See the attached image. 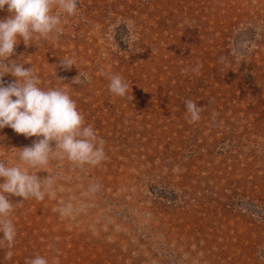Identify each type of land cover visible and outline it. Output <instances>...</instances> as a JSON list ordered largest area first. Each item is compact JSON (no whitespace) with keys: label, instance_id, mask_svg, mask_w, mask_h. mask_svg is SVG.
<instances>
[{"label":"rangeland","instance_id":"374dc122","mask_svg":"<svg viewBox=\"0 0 264 264\" xmlns=\"http://www.w3.org/2000/svg\"><path fill=\"white\" fill-rule=\"evenodd\" d=\"M18 40L8 59L69 94L105 159L29 167L19 148L37 137L0 129V160L51 178L54 193L6 194L16 236L0 264H264V0H78L48 38ZM112 74L126 96L109 91Z\"/></svg>","mask_w":264,"mask_h":264},{"label":"clouds","instance_id":"9594fccd","mask_svg":"<svg viewBox=\"0 0 264 264\" xmlns=\"http://www.w3.org/2000/svg\"><path fill=\"white\" fill-rule=\"evenodd\" d=\"M5 6L9 15L0 18V129L7 126L25 138L37 137L30 146L19 148V161L29 167H37L46 165L50 156H53L67 158L79 165L100 163L105 159L104 141L96 135L92 126H84V117L69 94L58 88L45 90L39 87L38 76L33 74L31 67L24 68L25 63L21 62V57L19 62L8 59L14 54L18 38H22L26 46L34 35L37 38H48L57 30L63 13L70 16L77 13L78 0H0V11ZM54 7L59 11L54 12ZM74 64L73 58L59 60L64 70H70ZM200 67L197 64L191 70L199 71ZM182 71L187 72L188 69ZM6 74L15 77V81L5 84L2 78ZM85 78L86 74L78 73L71 83L81 84ZM129 87L120 75L109 76L108 89L116 96H126ZM185 107L192 122L200 119L203 110L201 106L186 100ZM0 178V233L3 234L0 247L6 245L11 249L16 229L8 219L14 207L6 194L23 198L16 204H22L29 198L42 201L46 193L54 194L50 192L52 180L49 177L40 179L36 173L27 169L21 170L19 164L9 167L3 160H0ZM91 190L94 191L95 187ZM73 211L71 203L59 209L62 216H70ZM12 255L9 250L5 258L11 259ZM26 264L48 262L44 257L36 256L27 260Z\"/></svg>","mask_w":264,"mask_h":264}]
</instances>
